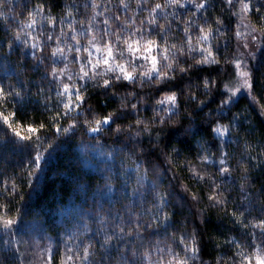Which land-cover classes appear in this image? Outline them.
Listing matches in <instances>:
<instances>
[{
  "label": "trees",
  "instance_id": "16d2710c",
  "mask_svg": "<svg viewBox=\"0 0 264 264\" xmlns=\"http://www.w3.org/2000/svg\"><path fill=\"white\" fill-rule=\"evenodd\" d=\"M239 4L0 0V264H246L264 249L255 227L264 220V0L244 13L256 39L244 56L252 87L232 97L242 83ZM113 33L139 40L136 56L173 64L174 79L112 90L103 87L111 73L79 80L84 49L94 63L106 55L89 41L103 48ZM148 40L160 47L145 51ZM117 47L115 64L127 66L132 54ZM56 48L63 55L52 57ZM193 48L217 62L199 63L207 52ZM73 82L84 103L66 115L57 93ZM172 94L175 106L158 103ZM109 114L114 122L91 132Z\"/></svg>",
  "mask_w": 264,
  "mask_h": 264
},
{
  "label": "snow or ice",
  "instance_id": "6c2138e0",
  "mask_svg": "<svg viewBox=\"0 0 264 264\" xmlns=\"http://www.w3.org/2000/svg\"><path fill=\"white\" fill-rule=\"evenodd\" d=\"M172 3H179V0H171ZM189 2H192V0H189ZM226 2L229 5L233 4V0H226ZM237 3H242V8H241V12L243 13H247L249 11H252V9L250 8V3L251 0H248V2H244V0H236ZM181 7H183L184 5L181 4ZM196 7L197 10L202 9L205 7L204 3H200V4H195L194 5ZM126 7V5H125ZM156 9L161 8L160 4H157ZM257 11H259V9H256ZM154 22V21H153ZM34 21L32 24H29L28 27H33L34 26ZM105 23L107 24V21H105ZM239 35V33H237ZM104 35L107 36L108 35V30L106 29L104 32ZM113 35L115 36V40H106L103 48H99L96 47L95 44L93 43L95 41V36H93V39L91 41H89V44L92 45L95 49L96 52L98 53H104L106 51V55H102V57H98L95 59V63L93 62L92 56L93 53L91 51H89L87 48L84 49L85 52L88 53V59H86L84 61V63L81 65V71L80 74H78L77 78L81 81H87V80H95L96 77H103L108 75L109 73H111L112 75L109 76V78L104 79L103 80V87L109 90L113 89V85L116 83H122L124 81H127L128 84H141L143 85L144 83H159V82H163L165 80H169V79H174L173 76L169 75V71L173 69V64L171 63H163L161 64L160 61H158L156 59V57H147V56H136L135 53L138 52L140 50V41H134L133 43L137 45V47H133V43H129V41L127 39L125 40H121V37L118 33H113ZM49 39H51L52 37L49 36ZM143 39V37H142ZM200 39L203 40H207L208 36L205 35L203 37H201ZM77 44H79V41H77ZM119 44H126L127 45V51L132 54V58H130L127 61V66L125 64H115V60H116V56L113 54L114 50L116 52L119 53V56L121 59L124 58V52L121 51L117 45ZM33 48H37L38 45L33 44L32 45ZM153 47H160L159 45L156 44L155 41L153 40H148L147 44L144 46V50L147 52H151ZM175 46H173L174 48ZM77 52L80 51L79 48L76 49ZM169 48L165 47L163 48V51L161 53V57L163 61H168L170 56H169ZM190 51H200L201 53L207 52V55L203 56V58L198 61L199 63H216L217 61H215L214 59H210L212 53L207 50V49H190ZM64 50L62 48H56L52 51L51 55L52 57H56L57 55H63ZM33 55H35V53H33ZM139 59H143L146 61H149L151 63V67L147 68V66L145 64H136L135 61L139 60ZM75 60L77 62H79L81 60V57L77 56L75 57ZM110 61L112 63H110ZM108 65L107 69L103 72L98 71V69H100L101 65ZM113 64H115V66H113ZM159 65V66H158ZM128 67H131L132 71H128ZM236 67L239 69L240 68V64H236ZM137 69H140L139 75H137ZM179 71H187V69L184 68H180ZM89 73H91V75H89ZM63 74V73H61ZM238 76L240 77L242 83L240 85V87H238L236 89V91L232 92V97H234L236 95V92H238L240 90V88H248L250 89L252 87L251 83H250V78H249V73L246 71H239ZM53 76H56V72L53 71L52 73ZM69 80H72V76H68ZM208 81H205L206 86L208 85ZM83 87V85H77L75 82H73V84L70 86L68 84H65L63 86V90L61 92H58L57 95L64 97L67 96L68 97V102L64 104V108H65V114L67 115L68 113H70L71 111H73L75 108H78L80 106V104L84 103V98L81 95V88ZM75 97V99L73 100L72 97ZM0 97L5 98L6 99V95H5V90L3 89V87H0ZM77 101L79 103H77ZM177 102V97L175 94L172 95H168L166 96L163 100L158 101L159 104H171L173 106L176 105ZM228 100L223 101V103H227ZM132 107H135V105H132ZM113 114H109L107 117H105L103 119V121L97 120L96 124L98 125V127H93L91 129V132L96 133V132H100L102 130V127L104 125H109L111 123H113ZM137 123H140L139 121ZM30 131H35V129H30ZM67 131V130H65ZM117 131H119V129H117ZM217 132L218 135H223L227 129H220L217 128L215 130ZM17 135H19L17 133ZM39 159V157L37 158ZM220 164L223 165L224 164V160L221 159L220 160ZM220 173L223 174L225 172L228 171V169L226 167L221 168ZM194 175H197V177L199 179H203V177H200L197 173H193ZM210 199H215V197H210ZM219 202V201H217ZM13 222L11 220H8L5 222V227H8L12 224ZM255 227L260 228L261 234L264 235V220L260 221L259 224L255 225ZM188 251H191L193 253V256L195 255L196 250L195 249H187ZM89 254L87 252V250H85V255H84V260H88ZM71 259V257L69 258ZM264 264V249H260L258 248L257 252L253 254L252 257L250 258H246V264ZM169 264H171V262H169ZM177 264H186V260H178Z\"/></svg>",
  "mask_w": 264,
  "mask_h": 264
},
{
  "label": "rangeland",
  "instance_id": "374dc122",
  "mask_svg": "<svg viewBox=\"0 0 264 264\" xmlns=\"http://www.w3.org/2000/svg\"><path fill=\"white\" fill-rule=\"evenodd\" d=\"M241 8H242V3L239 4L238 25H237V27H238L237 33H239V35L237 34V36L239 37V40H240L242 54H240L238 56L237 61H236V64H240L239 69L236 67L237 73L239 71H246L244 68V66H245L244 56H245L246 52L248 51V49L250 48L251 41L256 40L255 39V31L249 25V22L247 21L244 13L241 12ZM239 79H240V77H239ZM244 89L247 90V88H244ZM168 106H170V104H168ZM217 128H219V127H217Z\"/></svg>",
  "mask_w": 264,
  "mask_h": 264
}]
</instances>
